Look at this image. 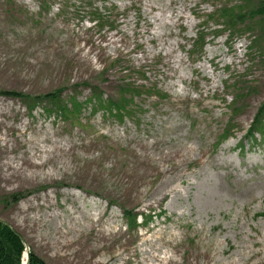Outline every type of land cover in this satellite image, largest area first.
<instances>
[{
    "label": "rangeland",
    "instance_id": "rangeland-1",
    "mask_svg": "<svg viewBox=\"0 0 264 264\" xmlns=\"http://www.w3.org/2000/svg\"><path fill=\"white\" fill-rule=\"evenodd\" d=\"M244 1L92 0L119 8L109 30L61 13L63 0H0V92L111 98L132 66L151 88L132 118L86 105L76 124L0 93V174L21 173L0 181V217L30 251L47 264H264V127L247 139L264 105V30L209 33L189 55L208 15Z\"/></svg>",
    "mask_w": 264,
    "mask_h": 264
},
{
    "label": "trees",
    "instance_id": "trees-1",
    "mask_svg": "<svg viewBox=\"0 0 264 264\" xmlns=\"http://www.w3.org/2000/svg\"><path fill=\"white\" fill-rule=\"evenodd\" d=\"M251 3L256 4L254 6L255 8L246 10V6ZM132 7L134 8V5ZM41 8L42 11H45L48 8L47 2H42ZM70 8H72L71 12L69 11ZM118 9L114 5L110 7H96L92 0H63L59 11L61 13L69 12L73 17L80 18L81 15L89 16L92 18V22L96 27L116 30L122 27V14ZM129 12L130 10L128 9L124 11L125 14ZM257 29L259 31L264 30V0H247L238 6L225 4L207 16L203 24V29L197 33V38L191 45L189 55L194 57L200 52H203L209 33L218 36L224 32H229V37L232 39L239 35L249 34V32ZM258 39L259 36H255L251 43H257ZM118 60L111 63V67L122 63L121 59ZM145 69V67L137 69L132 66L126 70V74L121 72L119 76L124 81L120 83L118 96L104 98L103 94L95 88L92 91L90 99L85 103L80 102L76 94L64 98V88L57 89L52 93L39 97H31L17 92L0 93L29 103L27 107L31 112L38 106H41L47 115H56L65 121L72 120L75 124L79 123L78 116L86 105H91L96 110L103 111L106 115H111L120 121H124L127 117L132 118L137 115L136 107H134L136 99L142 96L144 92L151 91V88L143 84V80L148 74ZM242 93L240 91L237 92L235 96L236 102L242 96ZM262 127H264V105L261 107L251 129L248 131L247 139L252 140L255 138L256 134L261 132ZM227 133H229V130ZM226 136L228 137V135ZM24 197L25 194L19 193L7 197L3 203H5V206L10 207L13 204L19 203ZM123 211L124 217L127 220V229L131 232H137L141 227V224L138 222L139 214L135 213L134 210L124 209ZM142 216L145 217L144 224L153 217L151 214L149 216ZM24 251L25 246L22 236L13 228L0 223V264H22ZM30 264L47 263L31 251Z\"/></svg>",
    "mask_w": 264,
    "mask_h": 264
},
{
    "label": "bare ground",
    "instance_id": "bare-ground-1",
    "mask_svg": "<svg viewBox=\"0 0 264 264\" xmlns=\"http://www.w3.org/2000/svg\"><path fill=\"white\" fill-rule=\"evenodd\" d=\"M20 175L21 173L19 169L7 166L0 174V181L12 182L16 179H20ZM24 264H26V259H24Z\"/></svg>",
    "mask_w": 264,
    "mask_h": 264
},
{
    "label": "water",
    "instance_id": "water-1",
    "mask_svg": "<svg viewBox=\"0 0 264 264\" xmlns=\"http://www.w3.org/2000/svg\"><path fill=\"white\" fill-rule=\"evenodd\" d=\"M0 223L1 224H4L6 226H10L4 219L0 218ZM25 247H26V253H27V256H26V264H30V250L29 248L27 247V245L25 244Z\"/></svg>",
    "mask_w": 264,
    "mask_h": 264
}]
</instances>
